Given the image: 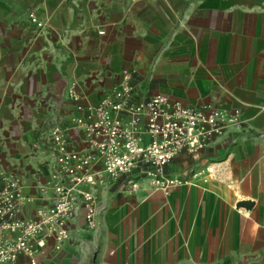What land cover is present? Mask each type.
Listing matches in <instances>:
<instances>
[{"label":"crops","instance_id":"0c3cea01","mask_svg":"<svg viewBox=\"0 0 264 264\" xmlns=\"http://www.w3.org/2000/svg\"><path fill=\"white\" fill-rule=\"evenodd\" d=\"M126 72L136 101L240 109L247 131L198 158L180 153L166 174L189 182L168 194L103 175L98 226L81 209L42 264H264V0H0V170L34 198L19 217L50 202L35 184L55 165L51 127L83 116L78 104H97ZM85 136L71 128L68 148H88Z\"/></svg>","mask_w":264,"mask_h":264},{"label":"built area","instance_id":"2783aa9c","mask_svg":"<svg viewBox=\"0 0 264 264\" xmlns=\"http://www.w3.org/2000/svg\"><path fill=\"white\" fill-rule=\"evenodd\" d=\"M30 18L43 29V21L33 13ZM124 78L97 104H78L83 116L71 118L66 125L56 123L49 130L46 144L55 165L49 179H39L35 186L42 195L51 193V197L49 204L37 209L35 217H19L34 198L24 193L18 177L0 170V264H42L39 255L49 243L57 251L69 241L70 220L81 209L88 226L96 228L102 208L94 188L103 175L128 176L127 184L132 188L145 185L168 194L189 182L180 174H166V166L180 153L198 158L215 138L232 129L247 131L240 109L185 106L164 94L136 101L131 73L126 72ZM66 95L81 101L73 87ZM73 127L84 130L88 148H68V132ZM206 171L213 173L214 168ZM199 175L202 172L193 171L194 177ZM23 258L26 262H21Z\"/></svg>","mask_w":264,"mask_h":264}]
</instances>
